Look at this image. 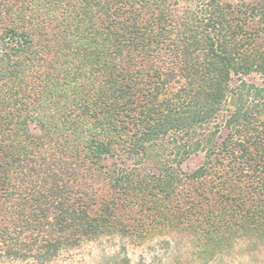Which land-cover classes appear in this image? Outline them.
<instances>
[{
    "label": "trees",
    "instance_id": "trees-1",
    "mask_svg": "<svg viewBox=\"0 0 264 264\" xmlns=\"http://www.w3.org/2000/svg\"><path fill=\"white\" fill-rule=\"evenodd\" d=\"M29 4L0 0L2 257L43 263L111 232L117 203L76 182L108 162L120 193L200 186L181 214L208 206L206 259L264 238V86L246 79L264 77V0H52L62 27L43 42Z\"/></svg>",
    "mask_w": 264,
    "mask_h": 264
},
{
    "label": "rangeland",
    "instance_id": "rangeland-1",
    "mask_svg": "<svg viewBox=\"0 0 264 264\" xmlns=\"http://www.w3.org/2000/svg\"><path fill=\"white\" fill-rule=\"evenodd\" d=\"M51 1L30 0L28 7L32 25L35 26L37 38L41 42L44 41L43 32L53 38V32L59 34V25L62 27L59 16L54 18L55 13L58 12L59 15V8L49 9ZM246 79L256 86H264L263 76L251 74ZM201 160V153L192 155L181 164V169L189 172ZM143 163L139 166L142 171H157L159 167L154 159H147ZM111 166L108 162V166L95 171L92 177L79 175L76 181L82 193L88 190L96 208L103 199L117 203L111 209V221L115 225L111 232L63 249L57 256L43 263L31 259H10L0 254V264H264V238L256 236H236L227 247L207 259L204 258L208 254L199 248L200 240L195 232L198 231L200 223V228H207L204 214L208 206L203 201L196 205L191 221L186 219L189 215L181 214L187 191L194 198H200L199 192H195L197 185H186L187 191L179 196H170L163 203L147 191L133 195L130 192L120 193L110 189L105 171ZM128 200H134L135 203L129 205ZM177 215L178 218L181 217V223H178Z\"/></svg>",
    "mask_w": 264,
    "mask_h": 264
}]
</instances>
